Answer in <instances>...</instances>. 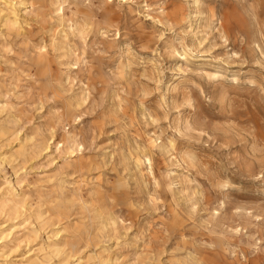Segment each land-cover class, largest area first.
<instances>
[{"label":"clouds","instance_id":"9594fccd","mask_svg":"<svg viewBox=\"0 0 264 264\" xmlns=\"http://www.w3.org/2000/svg\"><path fill=\"white\" fill-rule=\"evenodd\" d=\"M0 264H264V0H0Z\"/></svg>","mask_w":264,"mask_h":264}]
</instances>
